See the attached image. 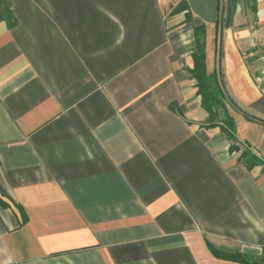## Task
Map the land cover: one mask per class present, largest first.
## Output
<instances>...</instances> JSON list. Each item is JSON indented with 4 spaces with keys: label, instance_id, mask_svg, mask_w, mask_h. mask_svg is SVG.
I'll return each mask as SVG.
<instances>
[{
    "label": "crops",
    "instance_id": "0c3cea01",
    "mask_svg": "<svg viewBox=\"0 0 264 264\" xmlns=\"http://www.w3.org/2000/svg\"><path fill=\"white\" fill-rule=\"evenodd\" d=\"M10 2L0 264H243L208 242L258 257L264 162L250 169L241 154L264 152L240 126L264 135V0ZM203 24L239 150L203 125L191 71Z\"/></svg>",
    "mask_w": 264,
    "mask_h": 264
},
{
    "label": "trees",
    "instance_id": "16d2710c",
    "mask_svg": "<svg viewBox=\"0 0 264 264\" xmlns=\"http://www.w3.org/2000/svg\"><path fill=\"white\" fill-rule=\"evenodd\" d=\"M185 6L188 7V3L185 1ZM183 9L182 3L178 5L175 10ZM188 21L192 20V13L187 11ZM7 22L9 27H13L17 23V18L13 12L10 0H0V21ZM193 58L194 67L191 70L192 75L196 80V86H198V94L201 96L202 106L207 110L208 117L203 124L206 127L221 126V129L225 136L232 141L230 150H239L240 146L236 142L235 121L232 115L228 112L224 118H221L220 111L227 106L226 94L219 86L218 72L216 68L209 69L207 64V52H206V26L200 25L195 27V42H194ZM242 158L246 159L248 168H252L256 165L263 163V159H260L255 154H249L243 151ZM8 192L0 185V206L9 207L11 205ZM208 246L212 253L219 258L239 261L243 264H264V246L262 253L258 257H251L243 254L239 251H228L220 249L208 242Z\"/></svg>",
    "mask_w": 264,
    "mask_h": 264
},
{
    "label": "rangeland",
    "instance_id": "374dc122",
    "mask_svg": "<svg viewBox=\"0 0 264 264\" xmlns=\"http://www.w3.org/2000/svg\"><path fill=\"white\" fill-rule=\"evenodd\" d=\"M264 55V54H263ZM215 53H211L210 54V62L212 63L213 62V67H214V69H215V63H216V70L218 71L219 70V72H220V64H221V60L223 59V58H220V48H219V52H218V57L217 58H215L216 59V61H215ZM262 65V66H261ZM262 67H264V62L262 61L260 64H258L256 67H254V68H259V70H261V68ZM213 69V68H212ZM262 71V70H261ZM218 72V80H219V86H220V88H221V90L224 92V81H223V79L221 78V75H220V73ZM258 72V71H257ZM260 73V72H259ZM240 133L241 134H243V135H246L247 137H248V140L249 141H251V142H255L261 149H262V151L264 152V135H260V134H258V133H256V131L255 130H253V129H249L248 128V130H245V129H243V128H241V126H240ZM251 135V136H250ZM258 136V137H257ZM250 137H252V138H250Z\"/></svg>",
    "mask_w": 264,
    "mask_h": 264
}]
</instances>
